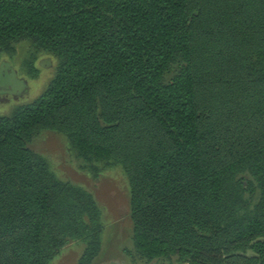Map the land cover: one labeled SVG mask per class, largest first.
<instances>
[{"label": "trees", "instance_id": "16d2710c", "mask_svg": "<svg viewBox=\"0 0 264 264\" xmlns=\"http://www.w3.org/2000/svg\"><path fill=\"white\" fill-rule=\"evenodd\" d=\"M19 41L58 67L0 115V264L101 250L93 196L27 147L42 129L121 167L132 261L264 264V0H0V53Z\"/></svg>", "mask_w": 264, "mask_h": 264}, {"label": "rangeland", "instance_id": "374dc122", "mask_svg": "<svg viewBox=\"0 0 264 264\" xmlns=\"http://www.w3.org/2000/svg\"><path fill=\"white\" fill-rule=\"evenodd\" d=\"M57 67L54 56L35 51L28 41L14 43L7 52L0 53V115H10L19 106L36 99L55 76ZM27 147L46 160L57 179L93 196L103 230L101 250L92 264H145L132 261L123 252L132 249V242L129 188L119 165L84 160L64 135L50 129L33 135ZM82 250V242L69 241L48 264H77Z\"/></svg>", "mask_w": 264, "mask_h": 264}, {"label": "crops", "instance_id": "0c3cea01", "mask_svg": "<svg viewBox=\"0 0 264 264\" xmlns=\"http://www.w3.org/2000/svg\"><path fill=\"white\" fill-rule=\"evenodd\" d=\"M123 253V252H122ZM146 264V263H145Z\"/></svg>", "mask_w": 264, "mask_h": 264}]
</instances>
